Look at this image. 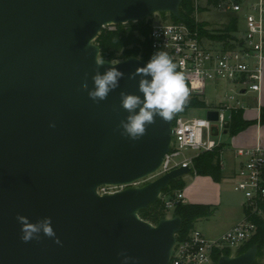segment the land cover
Masks as SVG:
<instances>
[{"label":"water","instance_id":"obj_1","mask_svg":"<svg viewBox=\"0 0 264 264\" xmlns=\"http://www.w3.org/2000/svg\"><path fill=\"white\" fill-rule=\"evenodd\" d=\"M181 2L0 0V264H121V251L134 264H169L181 219L152 224L139 212L190 169L114 194L97 189L153 174L170 151L173 118L157 116L139 140L121 134L120 121L129 113L120 92L143 99L141 77L128 78L146 65L139 58L116 61L125 76L105 101L93 102L81 84L87 79L92 89L95 72L111 66L95 63L102 29L155 14L181 20ZM206 117L215 122L218 112L208 110ZM211 130L217 137V128ZM227 130L225 123L222 133ZM18 214L33 223L51 217L61 243L42 232L39 240L23 242ZM256 258L254 245L216 264H255Z\"/></svg>","mask_w":264,"mask_h":264},{"label":"built area","instance_id":"obj_2","mask_svg":"<svg viewBox=\"0 0 264 264\" xmlns=\"http://www.w3.org/2000/svg\"><path fill=\"white\" fill-rule=\"evenodd\" d=\"M190 1L193 28L182 22H168L162 14L152 15L158 16L159 22H153L152 16L145 19L149 22L151 49L154 53L164 50L169 54L177 64V70L184 73L194 95L201 99L206 86L224 83L230 87L226 100L216 107L207 106L204 118L177 116L173 120L170 151L159 168L150 176L128 185L101 186L97 189L100 195L114 194L126 187H140L180 167L192 172L195 157L218 147L212 127L221 133L224 124L229 122L230 112L242 108L238 98L259 91L264 62V0ZM211 13L220 19L219 30L211 29L208 18ZM200 24H205L202 30ZM231 24L233 30L225 32ZM105 28L114 30L115 25ZM220 35L226 38H212ZM194 85L200 88L199 92L193 89ZM208 110L218 112L217 121L207 120ZM187 151L192 154L184 155ZM234 156L239 161L231 181L233 190L243 199L244 218L216 240L208 239L197 228L191 229L182 239L176 238L169 264H214L215 252L220 256L224 250L237 252L256 234L257 226L252 218L263 217L264 149L239 148L234 151ZM179 157L182 159L176 161ZM159 200L165 212L173 211L178 204H186L183 190H176L172 195L161 193Z\"/></svg>","mask_w":264,"mask_h":264},{"label":"trees","instance_id":"obj_3","mask_svg":"<svg viewBox=\"0 0 264 264\" xmlns=\"http://www.w3.org/2000/svg\"><path fill=\"white\" fill-rule=\"evenodd\" d=\"M192 5L190 0H182L179 7V14L181 20L172 16L170 18L173 22H182L193 28L195 23L192 19ZM164 17L165 14H162ZM205 24H200L199 28ZM234 26L231 24L225 32L232 31ZM149 22L146 20L137 23H127L124 25L115 26L114 30L104 28L99 33L95 40V44L100 50V59L104 61H121L129 57H136L147 63L154 54L148 39ZM206 34L205 32L201 31ZM212 38L225 39V35L212 36ZM186 86L190 89L189 82L185 79ZM206 103L198 96H190L182 111L174 114L173 120L180 115H185L190 109H205ZM253 124L264 125V107L260 108L258 121H245L242 117V110H232L230 112V119L228 123L227 134L232 137L244 131L248 126ZM222 146L216 147L211 152H202L193 159L192 175L210 177L214 182L219 183L222 178V171L220 166V155ZM185 182L181 179L173 180L169 186L162 192V194L172 195L176 190H183ZM263 217L253 216L252 221L256 224L257 230L253 238L239 248L236 255L244 253L252 246L257 247V258L255 264L264 258V203L262 205ZM213 214V208L206 205L199 204H178L172 211V216H178L181 219V226L176 238L182 239L187 236L191 229L194 228V223L202 218H208ZM141 219L157 224L161 219L166 217V212L162 209L161 201L158 199L156 203L149 206L146 210L139 212ZM223 255H230L229 250H224ZM220 256L219 252L213 255L214 264Z\"/></svg>","mask_w":264,"mask_h":264},{"label":"clouds","instance_id":"obj_4","mask_svg":"<svg viewBox=\"0 0 264 264\" xmlns=\"http://www.w3.org/2000/svg\"><path fill=\"white\" fill-rule=\"evenodd\" d=\"M95 63L99 68L105 61L95 58ZM117 64L119 63L111 62V66L103 74L97 70L92 76L94 85L92 89H89L87 79L81 84V88L87 91L93 102L105 101L111 91L120 87V81L125 73L116 67ZM177 67L166 51L159 50L152 55L146 65L139 66L128 74L129 79L141 77L138 90L143 94V99L136 94L120 92L121 107L129 113L126 120H121L119 124L122 135L131 140H139L146 134L147 126L156 122L157 116L167 122L175 113L183 110L189 97V89L184 73L178 71ZM149 76L150 80L147 79ZM16 219L21 225L20 239L23 242L39 240L42 232L45 236L53 238L56 244L61 243L52 227L51 217H45L35 223L19 214ZM119 255L122 257L121 264H129L130 261L134 264V258L128 256L126 252L121 251Z\"/></svg>","mask_w":264,"mask_h":264},{"label":"crops","instance_id":"obj_5","mask_svg":"<svg viewBox=\"0 0 264 264\" xmlns=\"http://www.w3.org/2000/svg\"><path fill=\"white\" fill-rule=\"evenodd\" d=\"M211 86L217 88L219 92L215 97V101L209 104L201 99L208 107H216L226 100L230 87L224 83ZM241 98H244L239 100L242 105L243 119L245 121H258L260 108L264 107V62L262 64L259 91L248 93ZM215 141L218 146L220 145L223 148L220 155L222 180L216 183L210 177L186 175L184 178L186 185L183 189L187 204L206 205L213 208V214L210 217L199 219L194 223V228L200 230L210 240L220 238L244 218L243 199L235 200L225 190L224 185L226 181L231 180L237 168L239 160L234 156L236 149L255 147L264 149V125H250L244 131L232 137L221 132L215 137Z\"/></svg>","mask_w":264,"mask_h":264},{"label":"rangeland","instance_id":"obj_6","mask_svg":"<svg viewBox=\"0 0 264 264\" xmlns=\"http://www.w3.org/2000/svg\"><path fill=\"white\" fill-rule=\"evenodd\" d=\"M208 18L210 19L209 20V22H210V25H211V29L212 30H219V29H217L218 28V26H219V21H220V19H219V17L215 14V13H211V14H209L208 15ZM159 17L158 16H152V21L153 22H159ZM164 19H166L168 22H173L172 21V19L168 16V15H165L164 16ZM195 86V85H194ZM195 91H197V92H199L200 91V88H198V87H194L193 88ZM218 89L217 88H214L213 86H211V85H208V86H206V88H205V90H204V94L202 95V96H200L205 102H207V103H209V104H211V103H213L214 101H215V97H216V95H218ZM190 96H196V95H194L192 92H191V90L189 89V97ZM239 100H242V99H244V98H238ZM208 106V105H207ZM211 106V105H210ZM204 116H205V110L204 109H190V110H188V112L184 115V117L185 118H204ZM190 154H192V152H190V151H187V152H184V155H186V156H188V155H190ZM182 159V157H179V158H177L176 159V161H179V160H181ZM188 176H191L192 175V172H190L189 174H187ZM186 176H184V177H182V178H180L181 180H183L184 181V178H185ZM224 187H225V190H227L228 192H229V194H231L234 198H235V200H241L242 198H241V195L239 194V193H236L234 190H233V183H232V181L231 180H229V181H226V183H225V185H224ZM166 217L167 218H171V217H173L172 216V211H168V212H166ZM230 254H232V255H236V251L234 250V249H231L230 250ZM258 264H264V258H262V259H260L259 261H258Z\"/></svg>","mask_w":264,"mask_h":264}]
</instances>
